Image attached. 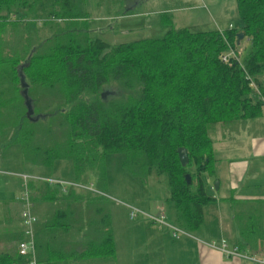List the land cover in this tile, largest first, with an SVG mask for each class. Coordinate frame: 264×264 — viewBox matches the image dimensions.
Instances as JSON below:
<instances>
[{"label":"trees","instance_id":"1","mask_svg":"<svg viewBox=\"0 0 264 264\" xmlns=\"http://www.w3.org/2000/svg\"><path fill=\"white\" fill-rule=\"evenodd\" d=\"M234 1L237 29L191 32L167 25L160 37L111 46L90 37L87 0H0V24L12 28L11 43L0 39V141L37 168L71 161L80 184L95 173L104 181L105 157L121 155L131 176L164 175L177 225L196 230L203 206L214 199L205 192V177L214 176L209 128L257 118L264 106V0ZM19 26L27 33L47 26L49 34L29 47ZM238 34L249 42L244 60L222 63L223 54L236 51ZM178 148L187 153L185 166ZM27 188L35 191L32 202L55 203L33 227L36 263L74 256L81 232L87 235L83 253L114 254L102 195L43 181ZM7 239L20 241L22 229ZM64 245L68 256L59 255ZM27 261L15 248L0 252V264Z\"/></svg>","mask_w":264,"mask_h":264},{"label":"crops","instance_id":"2","mask_svg":"<svg viewBox=\"0 0 264 264\" xmlns=\"http://www.w3.org/2000/svg\"><path fill=\"white\" fill-rule=\"evenodd\" d=\"M208 135L214 157V176L205 177V182L207 185H211L214 180L218 181V187L212 195L214 199L211 201L213 203L211 206L213 219L208 224L204 223L203 215L202 223L196 230H186L189 233L188 236L172 238L169 233L168 235L162 234L164 231L162 226L158 225L159 228H155L153 225L138 221L134 226L141 229L147 228L150 234L147 237H135L138 240L134 241L133 236H128L127 240L130 243L137 242L139 244L141 252L138 255L133 252L137 249L123 247V251L128 252L123 253V261L120 263L116 258L120 247L116 246L109 202H107L105 207L109 214L114 245L112 256L83 253L84 239L87 235L85 236L81 232L76 238L78 253H75L74 256L69 255V258L60 261L37 264H132V260L138 259L139 256L140 264H149L148 259L155 261L154 257L158 254L166 255L164 264H264L245 257L262 258L264 254V106L261 116L231 122V125L215 124L209 128ZM22 167L26 168L27 172L0 169V175H2L0 176V252L9 248L16 249L18 242H8L7 237L22 229L20 223L22 203L18 198L19 194L16 196L5 192L9 187L6 179H11L8 177L14 176L16 179L9 181L10 183L15 182L16 186L18 184L21 190L24 183L28 186L30 181H36L34 177L47 176L38 173L40 170L37 167L23 163ZM22 174H26L30 178L24 181L21 178ZM77 189L79 188L75 189L76 193L83 194ZM61 190L63 189L61 188ZM28 191L29 197L35 194V191L34 193ZM54 206L55 203L49 200L32 202V212L37 218L34 226L44 222L45 215ZM235 212L238 216L240 215L238 221L234 219ZM126 214H128L127 208ZM173 218L175 219V208ZM149 223L151 222L149 221ZM173 224L179 226L176 221ZM221 241L225 242L226 250L237 248L242 256L231 257L206 245L212 243L217 247ZM60 250H63V254H59L60 256H68V246H61ZM153 250H155V254L147 257V253ZM52 254H49L48 257L58 255Z\"/></svg>","mask_w":264,"mask_h":264},{"label":"rangeland","instance_id":"3","mask_svg":"<svg viewBox=\"0 0 264 264\" xmlns=\"http://www.w3.org/2000/svg\"><path fill=\"white\" fill-rule=\"evenodd\" d=\"M87 30L91 38H98L108 45L130 43L147 38L160 37L167 30V25L173 29H187L191 32L237 29L240 22L236 16L234 0H87ZM15 18V17H13ZM81 24V23H78ZM63 27V23H59ZM165 25V27H164ZM80 26V25H79ZM23 26L18 30L23 39L30 41L29 47L36 46L38 42L46 38L49 34L47 26L40 28L37 32H24ZM0 39L9 40L11 43V29L9 26L0 24ZM10 30V31H9ZM35 32V37L33 33ZM15 41V40H14ZM249 49V42L244 39L236 47L238 61L242 62ZM233 123V122H232ZM225 125H231L225 124ZM123 157L121 155L107 156L104 159L105 171L101 176L104 181H99V174L87 175L83 184L91 185L95 190L94 196L102 195L106 203L109 202L111 222L116 246L120 247L118 260L123 261V251L132 248L134 253L140 255L141 250L137 242L130 243L128 236L147 237L150 234L147 228L141 229L134 226L138 221L159 228L158 224L147 221L142 212L151 215L163 214L166 222L174 223V206L168 199V189L164 175L156 174L152 171L144 179L131 176L122 166ZM8 171L21 170L27 172L22 167L19 149L16 146H6L0 141V169ZM38 173L47 177L60 180L64 183L66 190L68 183L74 182L72 163L69 160L56 161L51 168H37ZM26 175V174H25ZM2 176V175H0ZM11 176V175H9ZM8 189L6 193L21 196V190L16 183L9 180L16 179L8 177ZM79 190V189H77ZM94 194V193H93ZM98 194V195H97ZM127 206V207H126ZM212 202L203 206L204 223H209L213 219L211 210ZM136 208L141 213L129 220L126 208ZM162 234L168 235L169 230L162 226ZM153 228V229H155ZM170 235V233H169ZM155 250L147 253V257L155 254ZM159 253V251H158ZM136 257V256H134ZM166 255H156L155 261L148 259L149 264H164ZM153 258V257H151ZM138 259L132 260V264H140ZM131 260V259H130ZM129 260V261H130ZM127 261V260H126Z\"/></svg>","mask_w":264,"mask_h":264},{"label":"built area","instance_id":"4","mask_svg":"<svg viewBox=\"0 0 264 264\" xmlns=\"http://www.w3.org/2000/svg\"><path fill=\"white\" fill-rule=\"evenodd\" d=\"M230 28V27H229ZM220 60L222 63H227L230 60H234L236 63H239L238 61V53H236L234 50L229 49L227 53L223 54L220 57ZM21 178L26 181L30 177L27 175H21ZM36 181H43L48 184H60L64 185V183L60 180L54 179V178H45V177H34ZM69 186L73 188H84L86 190L94 191L91 189V185H84L77 182H71L68 183ZM19 200L22 203V208L20 211V223L22 227V233H23V239L18 241L16 245V251L18 255L26 256L28 258L27 264H37L35 260V247H34V240H33V227L35 222L37 221L36 216L32 212V202L29 198V191L27 188V185L24 183L23 185V192L21 196L19 197ZM138 213H141L136 208H128V218L134 219ZM153 224H158L159 226H164L169 230L170 236L172 238H178L180 236H188L189 233L184 230L183 228L176 226L174 224H170L165 221L163 214H157V215H151L147 214L145 212L141 213ZM207 246L210 248L218 249L220 252H222L225 255H229L231 257L234 256H242L239 254L237 248H233L232 250H226V244L224 241H221L219 246L215 247L212 243H207ZM249 260L255 261V262H262L264 263V254L262 258H256L254 256H245Z\"/></svg>","mask_w":264,"mask_h":264},{"label":"water","instance_id":"5","mask_svg":"<svg viewBox=\"0 0 264 264\" xmlns=\"http://www.w3.org/2000/svg\"><path fill=\"white\" fill-rule=\"evenodd\" d=\"M242 39H243V34H238L237 38H236V44L238 45L239 42L242 41ZM18 78H19V85H20V88H21V94L23 96L24 105H25V108H26V117L29 118L32 115V108H31L29 100L27 99V96H26L27 84L25 83L24 77H23V75H22V73L20 71L18 72ZM176 154H177V158H178V161H179L180 165L181 166H185V164L187 163V153H186V151L184 149H182V148H178L176 150ZM185 179L188 182V175L187 174L185 175ZM217 187H218V181L214 180L211 183V185H207L206 186V188H205L206 195L207 196H212L214 190H216Z\"/></svg>","mask_w":264,"mask_h":264}]
</instances>
